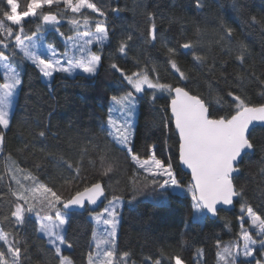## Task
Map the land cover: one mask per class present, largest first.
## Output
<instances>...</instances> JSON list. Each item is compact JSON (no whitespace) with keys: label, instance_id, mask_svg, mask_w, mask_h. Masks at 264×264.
Masks as SVG:
<instances>
[{"label":"trees","instance_id":"trees-1","mask_svg":"<svg viewBox=\"0 0 264 264\" xmlns=\"http://www.w3.org/2000/svg\"><path fill=\"white\" fill-rule=\"evenodd\" d=\"M18 2L23 10L28 0ZM92 2L107 12L110 29V40L103 48L102 61L95 75L57 72L53 77H49L47 82L30 61L18 59V64L10 62L20 73L22 85L18 86L16 91L10 111L11 126L9 130H4L5 145L3 152H0V222L9 213L10 201L14 199L11 196V189L15 187V181L11 179L12 174L8 170L13 162L25 169V172L19 174V178L22 179L27 171H32L42 181L49 183V186L54 185V190L65 198L79 184L64 183V178L67 177L66 170L48 159L45 153L40 151L39 143L35 145V151L24 149V143L31 141L41 130L35 124V121L39 120L41 125L50 124L51 133L57 134L56 137L53 135L47 137L46 143L49 145L50 153L58 160L62 158L74 164L80 161L84 182L100 180L106 187L107 198L112 195L123 197L116 240L119 252L132 253L129 264L133 262L146 264L147 257H151L152 260L160 258L161 264H174V260L170 258L175 255H180L185 264H223L217 256L219 250L216 247V240L220 239L225 243L236 242L240 231V218L245 215L241 211V203L250 204L254 210L264 215V164L260 162L262 153L259 146L255 154L249 153L241 165L242 171L238 179L245 187L244 196L234 200L235 206L232 209H221L216 218L206 215L202 220L194 222L190 207L191 197L187 191L191 182L188 173L185 175L183 192L177 194L170 192L166 200L150 190L134 193L136 185L133 181L142 180V176L135 175V165L127 158V154L113 146L106 138L105 132L101 130L102 123L106 121L108 98L118 90H123L124 84L120 74L110 65L115 61L125 70L135 71L136 61L139 60L141 66L145 63L155 66L161 82L174 85L180 83L181 86H185L178 81V73L166 63V49L162 43L159 40L145 43L139 38V34L146 32L149 26L146 11L158 13L156 22L160 26V33L171 40L169 46L192 39L195 25H200L205 29L202 40L204 52L208 51L209 42L215 38L219 24L223 21L226 27L233 28V41H241L247 45L248 56L244 68L254 71L256 79L245 80L242 86H238L236 74L243 72L241 65L235 62L233 56L226 50L222 51L218 47L211 49L212 55L217 59L214 71L210 72L208 65L203 68L195 67L191 52L186 50L178 51L175 57L177 64L182 71L191 74L192 79L188 83L191 93L200 95L214 106L221 97L225 100L230 99L224 96L225 91L238 87L240 92L253 101L261 102L264 98V86H261V81H264V0H202L203 8H197L195 0H92ZM0 6H3L2 3ZM114 8L120 10L112 11ZM47 10L46 6L45 11ZM52 10L66 12L63 3L53 6ZM83 11L91 17L98 16L89 9ZM249 16H255L257 21H261L260 25L246 27L245 23ZM70 17L71 13L66 12L59 25V31L65 36L76 31L68 22ZM39 23L40 21L35 18H26L25 29L36 30ZM91 27H94V24ZM41 32L54 46L63 48L61 38L51 25L41 29ZM128 34L133 35L134 40L129 42L130 48L124 56L116 49L119 39ZM99 47L93 45L95 51H98ZM208 64H212L211 58ZM222 77H227V82ZM158 95L160 98L155 101L154 106L149 100L150 91L145 92L140 100L136 114L135 150L142 154V158H146L143 157L144 148L155 144L157 157L168 162L170 151L176 153L178 151V139L170 130L174 129L173 125L164 128L161 124V114L166 117L170 113L164 112V106L168 103L167 94ZM154 107L159 111L154 112ZM220 107L224 105L221 104ZM89 138H94V142L101 146H108L119 158V170L111 177L101 175L102 166L98 162V157L89 155L81 161L77 154L85 149ZM252 138L264 139V127L253 128ZM69 142L73 145L72 151L68 150ZM54 145L59 147H52ZM9 156L11 160L7 159ZM37 165L40 166L39 170L36 168ZM177 170H180L179 166ZM134 194L136 198L132 199ZM105 200L104 198L98 208ZM90 211L93 210L86 208L82 211L69 212L64 234L66 242L72 247L64 248L62 251L74 261V264H87V253L95 249L92 235L100 234L93 228V221L88 216ZM245 227L255 239L264 238L258 237L256 230L250 228L248 223ZM15 230L19 233V239H26L28 242L27 256H22L26 264H56L52 259L54 250L48 244L46 236L38 231L34 214ZM0 247H6L2 241ZM200 249H203V252L197 255ZM255 253H258L256 259H260L259 249ZM249 260L251 263L255 261L252 258Z\"/></svg>","mask_w":264,"mask_h":264},{"label":"snow or ice","instance_id":"snow-or-ice-1","mask_svg":"<svg viewBox=\"0 0 264 264\" xmlns=\"http://www.w3.org/2000/svg\"><path fill=\"white\" fill-rule=\"evenodd\" d=\"M0 3L3 5L0 6V63L8 70L4 82L0 83V152H3L4 130H9L12 122L9 98L13 97L18 86L22 85L20 73L10 67V62L18 64V59L30 61L45 78L53 77L57 72L70 74L77 70L81 74L92 76L97 73L101 64L103 48L110 40V29L107 12L92 0H28L23 10L18 0L6 2L0 0ZM61 3L66 12L71 13L68 22L76 30L73 36L65 37V34L59 31V25L66 12L53 11L52 8ZM195 5L197 8H203L202 0H195ZM233 6L235 7V3ZM85 9L98 16L91 17L85 14L83 11ZM119 10L112 9L115 12ZM157 15V12L146 11L149 26L146 32L139 34V38L145 43L157 40L162 43L166 49V63L178 73V81L185 86H180V83L174 85L161 82L155 66L151 64L145 63L141 66V62L137 60L136 70L127 71L113 61L110 67L122 77L123 90H118L108 98L107 118L102 123L101 130L105 132L106 138L113 146L127 154V158L135 165V175L142 176V180L133 181L136 185L134 193L150 190L166 200L170 192L173 194L183 192V187L177 179V169H174L172 162L157 157L155 144L144 148L143 157L146 158H142V154L135 150L136 114L143 94L151 92L149 100L154 106L155 101L160 98L158 94L166 93L168 103L164 106V112L170 111V115L165 117L161 114V124L164 128H170L174 124V129L170 130L178 137V163L186 166L191 172V182L187 191L191 197L193 220L198 222L206 215L218 217L221 206L233 205L235 198L244 196L245 187L238 179L242 171L241 165L249 153L255 154L258 146L262 153L260 162L264 164V139L252 138L253 128L264 127V98L261 102H255L240 92L238 87L225 91L224 96L230 99L225 100L221 97L214 106L200 95H193L188 87L192 79L191 74L182 71L175 59L179 50L191 52L194 66L203 68L208 65L210 72L215 70L214 66L217 63L211 49L218 47L222 51L226 50L243 69V72L236 74L237 85L242 86L245 80L257 78L254 71L244 68L248 47L241 41H233L234 30L226 27L223 21L219 24L215 38L209 42L207 52L203 51L202 43L205 29L198 24L195 25L192 39L169 46L171 40L160 33V26L156 22ZM26 18L40 21L36 25V30L25 29ZM260 23L255 16H249L245 26H259ZM92 24L94 30L79 31L81 25L89 29ZM49 25L64 40L63 52L49 43L44 44L43 52L38 50L41 41L45 40L41 29ZM133 40L131 34L122 36L117 45V52L126 56L130 48L129 42ZM93 44L100 46L98 51L91 50ZM209 58L212 59L211 65L208 64ZM222 79L227 82V77ZM261 86H264V81H261ZM221 104L224 107H220ZM153 111L159 110L154 107ZM220 112L223 114H219ZM35 124L41 130L31 141L24 143V149L35 151V145L39 143L40 151L45 153L48 159L55 161L58 167L66 170L67 177L64 178V183L79 184L65 198L54 190V185L49 186V183L42 181L32 171H27L21 179L19 174L25 172V169L15 162L9 166L11 179L15 181V187L11 189V196L14 199L10 201L9 213L0 222V241L6 246L0 247V264H26L22 256H27L28 242L26 239H19V233L15 229L18 225H23L31 214L35 215L39 230L47 236L48 244L54 250L52 259L56 264H74L69 256L62 254V245L67 243L64 226L68 223L69 212L75 207L85 208L86 204L97 205L101 198L107 199L106 187L100 180L85 183L80 161L74 164L62 158L58 160L50 153L49 145L46 143L47 137L49 135L56 137L57 134L51 133L50 124L41 125L39 120H36ZM68 150H73L71 142ZM77 154L81 161L89 155L98 157V162L102 166V176L111 177L119 170V158L108 146L95 143L94 138H89L85 149ZM7 159L11 160V156ZM36 168L39 170L40 166L37 165ZM135 198L134 194L132 199ZM122 202V196L112 195L101 211L91 213L97 223L102 222L107 227L105 237L102 240L97 239L95 249L87 253V264H129L132 253L119 252L116 240ZM240 207L245 215L240 218L237 241L225 243L217 239L216 247L219 250L217 256L223 264H251L248 258L255 260V264H264V238L255 239L245 227L248 223L250 228L256 230L258 237H264V215L254 210L250 204L242 202ZM6 228L10 230L6 231ZM93 236L95 238V233ZM67 247L71 248L72 245L67 244ZM257 249L260 250V259L254 256ZM202 252L203 249L198 250L197 255ZM170 259L174 260V264H185L180 255ZM146 264H161V259L152 260L151 257H147Z\"/></svg>","mask_w":264,"mask_h":264},{"label":"rangeland","instance_id":"rangeland-1","mask_svg":"<svg viewBox=\"0 0 264 264\" xmlns=\"http://www.w3.org/2000/svg\"><path fill=\"white\" fill-rule=\"evenodd\" d=\"M87 30H94V27H90L89 29H85L84 27H83V25H81V29H79V31H81V32H83V31H87ZM43 34V33H42ZM57 34V33H56ZM76 34V31L75 32H73V33H71V34H69V36H73V35H75ZM65 37H67V36H65ZM61 40H62V43H63V48H57L60 52H63L64 51V40L61 38ZM45 43H49V44H52L51 42H49L47 39H46V37H45V40L44 41H41V43H40V47H39V51L40 52H43L44 51V44ZM93 45H96V44H93ZM93 45L91 46V50L93 51V52H96L94 49H93ZM99 46V45H98ZM56 47V46H55ZM10 67L11 68H13V69H15V67L10 63ZM16 70V69H15ZM8 70L3 66V64L2 63H0V83H3L4 82V76H5V73L7 72ZM18 72V71H17ZM76 72H80L79 70H77ZM75 73V72H74ZM69 74V73H68ZM70 74H72V73H70ZM43 79L44 80H46L47 82H49V78H45V77H43ZM16 94H17V92L15 93V95L13 96V97H10L9 98V111H11V109H12V107H13V101H14V98H15V96H16ZM118 115V114H117ZM106 118H107V115H106ZM169 161L170 162H172L173 163V167H174V169H177V166H178V160H177V153L176 152H173V151H170V153H169ZM178 171V176H177V179L180 181V183H181V185H182V187L184 186V184H185V182H184V179H185V175H186V172L182 169H180V170H177ZM107 199H111V196H109ZM107 199L103 202V204H102V206L100 207V208H98V210H93V211H95V212H99V211H101V209L103 208V207H105L106 206V204H107ZM93 211H90L89 213H88V216H89V218H91L92 219V221H93V228H95L96 229V232H97V230L100 232V234L98 235L97 233H95V238H94V236L92 235V239H93V241H94V246H95V241L98 239V238H100L101 240L105 237V228L107 227V226H105V225H103V223L101 222V223H97L96 221H95V219H93V217H92V215H91V213L93 212ZM64 227H66V225L64 226ZM119 228V227H118ZM38 231L43 235V236H46L43 232H41L40 230H39V224H38ZM46 238H47V236H46ZM261 239V238H260ZM47 241H48V238H47ZM237 241V240H236ZM1 242V241H0ZM240 243L242 244V241H240ZM67 244H68V242L65 244V245H62V250L64 249V248H67ZM260 251V250H259ZM62 254L63 255H65V256H67L65 253H63V251H62ZM257 255H258V253H254V256H255V258L257 257ZM248 259H250V258H248ZM251 264H255V261H253Z\"/></svg>","mask_w":264,"mask_h":264},{"label":"water","instance_id":"water-1","mask_svg":"<svg viewBox=\"0 0 264 264\" xmlns=\"http://www.w3.org/2000/svg\"><path fill=\"white\" fill-rule=\"evenodd\" d=\"M181 86V85H180ZM194 95V94H193ZM169 113H170V111H169ZM173 128H174V124H173ZM177 139H178V137H177ZM177 150H178V146H177ZM178 152V151H177ZM177 160H178V157H177ZM178 166H179V168L182 170H184L186 173H188L189 174V179H190V181H191V172H190V170H188V169H186V166H181V165H179V163H178ZM103 199L104 198H101V200L100 201H98L97 202V205H87L86 204V206H85V208H78V207H75V208H73V209H71L70 211H76V210H78V211H82V210H84V209H86V208H88V209H90V210H96V209H98V206H99V204H101L102 203V201H103ZM236 199V198H235ZM234 199V200H235ZM235 206V201H234V203H233V205H230V206H221V209H232L233 207ZM210 218H216V217H212V216H210V215H208Z\"/></svg>","mask_w":264,"mask_h":264}]
</instances>
